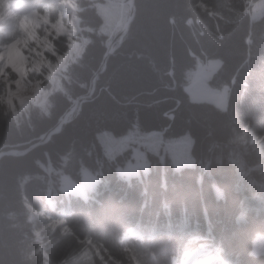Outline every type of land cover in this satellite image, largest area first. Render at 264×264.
Returning a JSON list of instances; mask_svg holds the SVG:
<instances>
[{"label":"trees","instance_id":"16d2710c","mask_svg":"<svg viewBox=\"0 0 264 264\" xmlns=\"http://www.w3.org/2000/svg\"><path fill=\"white\" fill-rule=\"evenodd\" d=\"M111 1L79 0L86 52L41 106L5 103L7 85L0 81V150L38 144L90 93L125 27L102 32L98 5ZM135 1L130 32L109 56L92 98L48 143L2 159L0 264H170L171 254L193 243L165 234L126 245L120 238L131 224L150 233L174 226L183 215L203 233L209 226L216 241L219 231L223 245L240 257L237 264H264L248 253L252 235L264 231V214L248 212L246 224L235 222L242 193L233 163L243 159L253 181L264 186V14L252 21L246 13L263 0ZM120 6L126 24L129 0ZM5 13L0 0V38L12 26L6 38L13 41L18 20ZM54 43L64 55V40ZM205 56L223 62L210 85L221 88L235 79L225 111L206 91H196L201 101L194 102L184 90L197 58ZM45 59L55 62L56 56L47 53ZM46 72L29 73L26 81L40 80L50 89ZM181 140L191 145L177 144ZM40 169L61 172L51 174L52 185L38 177ZM66 198L75 204L68 232L31 222L26 203L57 218ZM89 239L105 261L86 245Z\"/></svg>","mask_w":264,"mask_h":264},{"label":"rangeland","instance_id":"374dc122","mask_svg":"<svg viewBox=\"0 0 264 264\" xmlns=\"http://www.w3.org/2000/svg\"><path fill=\"white\" fill-rule=\"evenodd\" d=\"M7 1L9 3L10 14L12 15L14 13H17V14L24 15V20H25L27 17L26 14L28 12L26 10V8L24 7V8L13 9L10 7L11 6L10 4L14 0H7ZM45 3L46 2L41 1L39 3L38 9L44 10L46 8ZM123 4H124V0L122 2H119V4L115 0H112L111 2H107L106 4H99L98 5L99 11L104 17V24L102 27V32H104L106 34L113 33L116 30V28L120 25V22L122 23V8L120 5H123ZM35 5H36V2H35ZM129 5L131 7L130 2H129ZM263 13H264V0L260 4L255 5L251 9L250 17L254 21L255 19L261 18ZM23 23H24V21H23ZM126 24H127V22H126ZM126 24H125V22H123L121 24L122 28L124 26H126ZM120 32H121V30L119 29L117 33H120ZM61 33H62V30L55 25H50L48 16L43 15L42 19H40V21L38 23L36 32L34 33V35L31 38L26 37L25 32L22 31L21 39H19V41H16L19 43V45L17 47V50L19 51V53L23 52V54L26 57H28V61H27L28 66L25 68V75L23 78L25 79L26 75L29 73L32 75L38 76L40 74V72H43V69H45L47 71V73L49 72V75L46 77V79L44 81H47L51 86L54 87L53 92L57 91L58 85L60 82L58 84H56V82H55V76L56 75L54 74L55 67L51 63H48L46 60H43V54L46 50L50 51V50L54 49L52 44L49 42L50 41L49 37L52 36L55 38H59ZM117 41H118V39L115 42H117ZM81 46H83V45H80L79 47H81ZM7 47H9V46H7ZM7 47H5L3 51H5V49H7ZM73 50L76 52L75 47L73 48ZM81 50L82 49H79V51H81ZM219 65H220L219 61H214L212 69L210 66V69H211L210 71H208V70L204 71V70H201L200 68L199 69L197 68V70L190 72L189 77H188V85L186 86V90H187V92L191 98H192V96L195 95L196 91L202 89L203 91H206L209 94V97L212 100H214L218 106L219 105L223 106V107L226 106V102H227V98H228V88H226L224 91L217 93L218 91L211 90L208 87L207 82H206L207 78H210L212 76L213 71L216 72L218 70ZM61 68H62L61 66L60 67L57 66V69L60 70ZM10 73H12L13 75H16L18 77V81H17L18 86L14 92L12 90L11 94L8 93L9 97H7V96L4 97L5 103L11 105L14 108L18 105L27 107L28 105H31V104L32 105L36 104L35 106L39 107L47 100L46 99L44 102L42 101L43 96H42V91L40 90V88H42V81L34 82L33 84L31 82L32 85L29 86V85H26L25 83H22L20 81L19 76L15 73L14 70L11 69ZM7 76H8V74H4L2 72V69H1L0 70V80L3 81L4 83H6L7 82ZM60 78H61V76H60ZM23 82H25V81H23ZM8 84L9 83L7 82V85ZM10 86H11V84H10ZM8 87H9V85H8ZM32 87H36L40 97L37 98V96L35 95L32 98H24V99L22 98V99L16 100V98L14 97L13 94L19 88H21V89L24 88L23 90H27V89L32 88ZM215 97H217V98L215 99ZM194 101H201V100L196 98ZM247 140H248V137L244 136L243 141H247ZM240 173H241V176L244 177V170L243 169H240ZM262 198H264V194L263 195L257 194L255 196H252L251 200H256L259 202V199H262ZM246 207L255 209V204H247ZM60 219L58 221H54V224H57L59 221H62ZM49 222H50V220H49ZM56 226L57 225H54L53 227H56ZM66 230H67V228H66ZM133 237L141 238V236L138 234V232L131 230L126 235L127 239H125V238L124 239L128 240V239L133 238ZM96 252L98 254L99 251L97 250ZM254 252L256 254H264V239L258 238L255 241Z\"/></svg>","mask_w":264,"mask_h":264},{"label":"bare ground","instance_id":"6f19581e","mask_svg":"<svg viewBox=\"0 0 264 264\" xmlns=\"http://www.w3.org/2000/svg\"><path fill=\"white\" fill-rule=\"evenodd\" d=\"M34 1L36 2V5H35ZM38 2H39V0H16V1L14 0L10 4L11 8H13V9L24 8V7L27 9L28 13H27L26 19L24 20L22 30H23V32H25V36L29 37V38H31L34 35V33L36 32V29H37V26L39 23L38 22L39 18L35 17V13H36V10L38 8L37 7ZM10 45H9V47H7V49H5V51H3L0 54V68L2 69V72L4 74H8L10 69L14 70L15 73L19 76L20 81L22 83H25V82H23L24 81L23 77L25 75V68L28 66V63H27L28 58L23 54V52L19 53V51L17 50V47L19 45L18 42L15 41ZM74 47H75L76 52H77V50L83 48V46H81V47L73 46L72 49L70 48L68 53L63 55L60 58V61L57 62L58 67H60V66L66 67V65L68 63H71L72 59H75L76 52L73 50ZM82 51H83V49L81 51H79V53L81 54ZM23 89L19 88L13 94L16 99L32 98L35 95L37 96V98L40 97L36 87H32V88H29L27 90H23ZM187 212L188 211H184L181 214H184ZM181 214H179V215H181ZM95 251H97V250H95ZM99 252H100V250H99Z\"/></svg>","mask_w":264,"mask_h":264},{"label":"water","instance_id":"95a60500","mask_svg":"<svg viewBox=\"0 0 264 264\" xmlns=\"http://www.w3.org/2000/svg\"><path fill=\"white\" fill-rule=\"evenodd\" d=\"M131 8H132V16H131V18L129 19V22H128L127 26H126V29L124 30V32H123V34H122V37H123V38H125V37L128 35V33L130 32L131 26H132L133 21L135 20V17H136L137 6H136V1H135V0H131ZM116 49H117V48H116L115 44H113V45L109 48V50H108V52H107V55H106V59H105L103 65H102V69H101V71L96 75V77H95V79H94L93 86H92V88H91L90 93H89L88 95H86V96H82V97L78 98V100L75 102L74 106L70 109L69 112H67V114H66V115L63 117V119L61 120V122H60V124H59L57 130L51 132V133L49 134V136L47 137V139H46L44 142H42V143H38V144H36L34 147H37V146H39V145H43L44 143H47V141L50 140L53 136H55V135L61 133L62 130H63V127H64L65 123L68 122L69 119H70L71 117L74 116V114H75L76 111L78 110L79 106H80L84 101H86V100L92 98V96L94 95V93H95V91H96V88H97V85H98V80H99V78H100V74H101L102 72L105 71V69H106V67H107V61H108V58H109L110 55H112V54L115 52ZM34 147H32V148H30V149H28V150H22V151H20V150H14V151L1 150V151H0V163H1L2 159H3L4 157H7V156H15V157H21V156H24V155H26L27 153H29Z\"/></svg>","mask_w":264,"mask_h":264}]
</instances>
